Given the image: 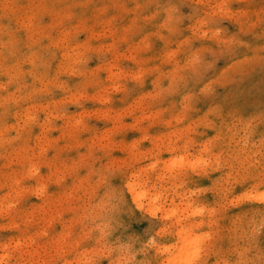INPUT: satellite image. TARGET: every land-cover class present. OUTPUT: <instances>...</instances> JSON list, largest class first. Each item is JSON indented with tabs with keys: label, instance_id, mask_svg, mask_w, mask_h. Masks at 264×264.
<instances>
[{
	"label": "rangeland",
	"instance_id": "obj_1",
	"mask_svg": "<svg viewBox=\"0 0 264 264\" xmlns=\"http://www.w3.org/2000/svg\"><path fill=\"white\" fill-rule=\"evenodd\" d=\"M0 264H264V0H0Z\"/></svg>",
	"mask_w": 264,
	"mask_h": 264
}]
</instances>
